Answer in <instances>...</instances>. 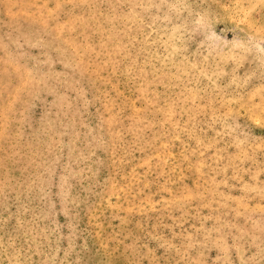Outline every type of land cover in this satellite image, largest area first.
Returning <instances> with one entry per match:
<instances>
[{"label": "rangeland", "instance_id": "obj_1", "mask_svg": "<svg viewBox=\"0 0 264 264\" xmlns=\"http://www.w3.org/2000/svg\"><path fill=\"white\" fill-rule=\"evenodd\" d=\"M0 264H264V0H0Z\"/></svg>", "mask_w": 264, "mask_h": 264}]
</instances>
